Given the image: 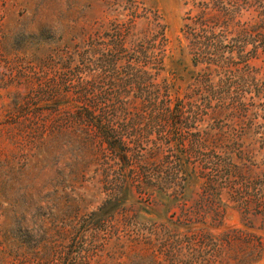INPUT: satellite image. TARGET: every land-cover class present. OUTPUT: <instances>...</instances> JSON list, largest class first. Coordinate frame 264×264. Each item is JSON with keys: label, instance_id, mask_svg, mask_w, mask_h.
I'll return each instance as SVG.
<instances>
[{"label": "rangeland", "instance_id": "1", "mask_svg": "<svg viewBox=\"0 0 264 264\" xmlns=\"http://www.w3.org/2000/svg\"><path fill=\"white\" fill-rule=\"evenodd\" d=\"M207 9L225 16L208 26L221 40L210 52L223 56L195 67L181 28L202 34L196 22ZM261 20L264 0H0V237L36 228L34 249L15 250L7 264H264V207L241 205L239 177L229 175L241 162L256 174L262 166L250 185L264 201L255 149L264 119L254 117L264 100L249 93L239 120L234 96L239 76L264 87ZM196 72L217 92L230 86L231 114L212 116L214 98L196 128L174 126L200 104L184 95ZM85 89L122 149L81 116ZM198 129L223 138L197 153ZM180 148L191 150L196 179L179 166Z\"/></svg>", "mask_w": 264, "mask_h": 264}, {"label": "trees", "instance_id": "2", "mask_svg": "<svg viewBox=\"0 0 264 264\" xmlns=\"http://www.w3.org/2000/svg\"><path fill=\"white\" fill-rule=\"evenodd\" d=\"M207 7V6H206ZM224 15L221 12H216L214 10H202L201 15H200V20L196 22L197 26L200 28V31L203 32L202 34H194L193 28H191L190 24H184L181 30L187 29L184 34L185 38L189 39V42L187 45V48H189V54L192 55L191 62L192 66H200L204 65L205 68H209L210 64L212 63L213 57H216V59H222L223 53H216V52H210L211 48H215V44L220 43L221 40L217 38V35L212 33L211 31L213 30H208V26L211 27V25H217L220 23H223L224 20ZM258 32L263 31L264 32V20H261L259 23H257V28L255 29ZM194 35V36H192ZM191 36V38H190ZM261 42L264 43V38H260ZM240 55V54H239ZM238 55L235 56L237 58ZM240 57V56H239ZM230 62H234L231 57H228ZM209 59V60H208ZM217 60H215V63ZM145 79V78H144ZM253 77L251 79L244 78L243 76H239V92H235L236 94L234 95L237 97L239 100V107L237 109L239 110V120L242 118L244 115H247L245 105L246 103L244 102L245 98L249 93L254 92L255 96L259 97V99L264 100V87H256L258 86L257 83L254 82ZM134 79H131V81ZM136 80V77H135ZM189 81H194L193 82V87H196V89L191 88L190 90L185 92V96L188 97H198V100L200 101V104L198 106L192 107L188 110L189 112H193V118H190L191 120H180L178 119L180 116L177 115V122L174 123V126H179V125H185L187 128H196L198 126V123L200 122V118H198L196 115L198 113H201V116L203 114H206L207 108L211 107L210 106V101L212 99H217L220 103L216 104L215 107L212 108L211 110V115L214 117H222L225 116L226 114L229 115L231 112L228 111L229 107L225 106V99L228 97L233 96L232 91L230 89L229 85H226L224 90L222 92H217L214 88L213 85L209 82L208 78H203L200 76V74H197V72L193 75L188 76ZM253 87V88H252ZM253 89V90H251ZM87 89L84 90V96L88 98V92L86 91ZM93 93V92H92ZM89 93V94H92ZM250 97H254L253 95L250 94ZM230 99V98H229ZM87 103L85 102L84 107L82 108L81 116L84 117L87 120V125L89 128L93 131H96L98 135L102 137V139L107 142L108 146L112 150H120L123 147H125V142L121 137H117L114 135L115 133V128L114 126L108 121L107 123L102 121V115L96 113L95 109V99L93 98V95L86 99ZM125 108L124 110H126ZM114 111V110H113ZM122 111V110H121ZM178 114L183 113L182 107L176 108L175 110ZM262 113H258V111L255 113L254 117H259L261 120L264 119V107L261 108ZM101 117V118H100ZM251 125V122L246 124L243 122V125ZM251 127V126H250ZM260 127L257 126L254 128L255 131H250L251 135H255V133L260 132ZM177 129V128H176ZM175 129V130H176ZM202 130V132L200 131ZM112 132V134H110ZM198 133H202L204 135L203 139L200 141V136H196L193 138L194 140V147L199 153V151L204 148L205 146V141L208 139H215L216 142L218 143L222 138L223 135L219 133H209L205 129H198ZM263 139V138H262ZM177 142L182 144L183 136L181 133H179V136L176 138ZM258 141V138L256 142ZM258 146L255 147L258 153H261V155H264V140L261 142H257ZM179 152V166H185L188 170L187 177L194 175V179L197 178V172L194 168L192 167L189 158H185L187 155V152H189L190 157V149H182L180 148L178 150ZM150 155V154H149ZM160 154H152L150 155L149 159L151 160H159ZM243 161V160H241ZM242 164H239V168L235 167L233 169H229V175L233 174L237 178L239 177V186H233V187H239V199L243 198L244 201H241V205L247 206L248 200H252L253 203L256 205H263L264 207V201L261 202V194L258 192L259 190L256 189L255 186H251L250 182L253 180V178L256 177L259 173L262 172V166H260L257 174L256 170H252L249 166L245 165L244 162H241ZM195 165V164H194ZM209 165H213L212 169H219L220 166L222 165L221 162L215 161L212 162ZM207 166H204L206 168ZM214 179H210L209 185H211V188L214 186ZM115 208V207H113ZM93 214H96L94 212ZM36 229V228H35ZM35 229L31 228L29 230L26 228V230H20L18 229H7L4 230L2 235H1V240H4V244L2 250H0V264H7V259L6 257L12 252L14 253L15 250L19 249L25 252L27 255L28 253L31 252V250L34 249L33 245H29V239L34 237L35 234ZM3 243V242H2ZM3 256V258H2ZM40 259H46L45 258V252L44 250L40 252Z\"/></svg>", "mask_w": 264, "mask_h": 264}, {"label": "clouds", "instance_id": "3", "mask_svg": "<svg viewBox=\"0 0 264 264\" xmlns=\"http://www.w3.org/2000/svg\"><path fill=\"white\" fill-rule=\"evenodd\" d=\"M42 21H44V22H46V23L49 24V22H48L47 20H42ZM50 25H51V26L54 28V30L56 31V26H55L54 24H50ZM62 167H64V163H58L57 168L60 169V168H62ZM35 187H36V188H42L43 185H42V184H37ZM36 195H37V192L34 191V192H33V198H34V199L36 198ZM26 225L31 229V225H30V224L26 223ZM34 234H35V233H34Z\"/></svg>", "mask_w": 264, "mask_h": 264}]
</instances>
